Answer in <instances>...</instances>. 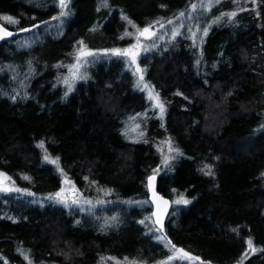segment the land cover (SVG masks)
I'll list each match as a JSON object with an SVG mask.
<instances>
[{
	"label": "trees",
	"instance_id": "1",
	"mask_svg": "<svg viewBox=\"0 0 264 264\" xmlns=\"http://www.w3.org/2000/svg\"><path fill=\"white\" fill-rule=\"evenodd\" d=\"M193 1L69 0L63 17L56 0H0L18 32L0 41V264H159L173 245L193 264H264V0H221L207 34L140 57L163 115L121 55L65 83L78 50L128 46ZM151 174L171 200L164 233ZM65 179L88 207L53 198Z\"/></svg>",
	"mask_w": 264,
	"mask_h": 264
},
{
	"label": "rangeland",
	"instance_id": "2",
	"mask_svg": "<svg viewBox=\"0 0 264 264\" xmlns=\"http://www.w3.org/2000/svg\"><path fill=\"white\" fill-rule=\"evenodd\" d=\"M58 6L59 5V0H56ZM221 0H212V6L209 8V0H194L184 11V15L181 16L180 14L177 15L176 17L162 22L159 25H157L156 27L150 28V31L155 32L156 35L152 36L150 39H145L144 37L140 38L139 41V47L136 49H132L133 51H137L139 54L136 57L135 62L133 63L131 58L129 56H123L125 57V59H127V61L129 62V65L133 71V73L136 75V78L140 84V86L142 88H144L145 91H147V94L149 96V92H152L153 96H155V92L152 90V88L146 83V81L140 80V72H137L136 69L137 67H139V69L142 70L140 64H139V59L140 57L152 50L153 48H155L157 46V44L161 43V42H167L168 40H171L172 38H174L175 36H173V33L175 32H182L184 30L190 31L192 32V34L196 33L201 34L203 32H205V29L207 30V25L206 23L203 22V19H206L207 17V13L209 12V10L215 6L217 3H220ZM238 1V0H236ZM195 4L197 7L195 8V10H193L192 5ZM61 12H65L67 13V8H60V12L59 15L61 14ZM182 13V12H181ZM63 17L65 15H62ZM62 20V19H61ZM60 20V17H58L55 20H52L51 23L53 24H49L47 25L45 31H54L57 27H59L60 23L62 22ZM169 21H171V23H169ZM161 25H163L161 27ZM148 27V26H147ZM145 28V27H143ZM140 28V29H143ZM137 29L134 32H129L127 31L126 33H132V35H125L124 33V37L125 38H130V42L128 46H125L123 48H116V49H130L132 48V45L137 44V35L138 33L136 32ZM194 34V35H196ZM39 34L34 35L33 37L30 38V40L34 38H38ZM21 44H26V38L23 37L20 41ZM113 50V49H112ZM80 50H78L75 53L74 59L71 62V64L69 65V71L67 74V79L69 84L73 83L75 80L79 79L77 77H82L83 74L85 73V68L92 64L93 62H95L96 60L102 59L104 57L109 56L110 54H113L111 50H95V49H89V48H83L84 52H91L93 53V55H87V56H80ZM122 56V55H121ZM78 57L79 60H78ZM74 65H79L78 69L74 68ZM73 72L76 73V77L73 76ZM143 75V72H142ZM144 85H148L147 88L144 87ZM154 105H157V102L155 99H151ZM160 101V100H159ZM158 107V106H157ZM249 146H251L249 144ZM4 176H0V178H3ZM4 179V178H3ZM74 183H72L71 181L65 179V182L63 183L62 188L60 189V191L58 193H61V197H59V199L65 203L68 206H75L78 208H84V207H88L87 205L90 204H86L83 201H81L78 198V194L76 193V189L73 185ZM9 186L7 183H2L0 184V190H6L8 191ZM77 200L79 201V203H74L73 201ZM86 204V205H85ZM150 217H151V221H152V216H151V212H150ZM153 223V222H152ZM176 249H179L177 247H175V249L173 248V250L171 251L170 255H168L161 263L159 264H183V263H187V264H193L195 263V260H189V259H181L180 256L182 254L178 253L176 251ZM171 258V259H170Z\"/></svg>",
	"mask_w": 264,
	"mask_h": 264
},
{
	"label": "snow or ice",
	"instance_id": "3",
	"mask_svg": "<svg viewBox=\"0 0 264 264\" xmlns=\"http://www.w3.org/2000/svg\"><path fill=\"white\" fill-rule=\"evenodd\" d=\"M217 2H218V0H217ZM68 3H69V0H59V5H60V7H61L62 9H63V8H67ZM105 6H106V0H105ZM211 6H212V0H209V5H208V7L210 8ZM196 7H197V6H196L195 4L192 5L193 10H195ZM66 14H67V13H65V12H61V15H66ZM180 15L183 16L184 13L182 12V13H180ZM226 15L235 16L236 13L233 12V13L226 14ZM2 19H3L4 21H7L8 23H11V24H16V23H18V21H16L14 18L9 17V16H4ZM124 19H127V17H124ZM218 19H219V18H218ZM129 23L131 24L132 21H129ZM157 23H159V22H157ZM169 23H171V21H169ZM133 26L135 27V25H133ZM162 26H163V25H161V27H162ZM151 27H152V26L149 25L148 27H145V28H143V29H139V28L137 29V33H138V35H137V37H136V39H137V44L132 45V48H130V49H124V50H121V49H113V50H111L112 53H113L114 55H118V56H120V55H122V56H129V57L131 58L132 62L134 63L135 60H136V57H137V55H138L139 53H138L137 51H133L132 49H136V48H138V47L140 46V45H139L140 38H141V37H144L145 39H150L152 36H155V35H156L155 32L150 31V28H151ZM22 30H26V29H22ZM0 33H2V35H0V38H3V36H11V35H13L12 32L7 31V29H6V28H3L2 26H0ZM178 34H179L178 32H175V33H173V36L178 35ZM205 34H207V30H206V29H205ZM125 35H129V36H130V35H132V33H125ZM193 35H194V34H193ZM82 43H83V42H81V44H82ZM87 55H93V53H91V52H84L83 49H81V51H80V56H87ZM79 58H80V57H78V60H79ZM73 67L78 69L79 65H74ZM136 71L141 73V75H140V80L142 81V80H143V75H142V71H143V70H141V69H139V67H137ZM73 76L76 77V73H75V72H73ZM77 78H80V77H77ZM65 83H68V80H65ZM144 87L147 88L148 85H144ZM69 90H70V89H69ZM149 98H150V99H155V100H156V102H157V105H156V106L159 107L160 112H161V115H163V112H164V106H163V104L160 103V101H159V95L156 94L155 96H153L152 92H149ZM168 143H169V151H173L174 149L171 147V143H170V141H169ZM39 146H40L41 148H43V147H44V142L41 141ZM175 151H179V150H178V149H175ZM45 159L47 160L48 157L45 156ZM167 160H168V158L165 157V164L167 163ZM51 162L54 163V164H55V163H58V158H57V160H52ZM206 167H208V166H206ZM207 174H208V175H212V172H211V171H208ZM3 175H4V174L0 173V176H3ZM154 181H155V175L148 177V186H149L150 188L153 189V198L156 199V200H162V199H163L162 197H158V196L155 194V191H154ZM56 197H61V193H56V194H55V197H53V198H56ZM73 202H74V203H79V201H77V200H74ZM87 202H88V203H91L90 201H87ZM167 203H168V201H164V204H165V205H167ZM175 203H177V204H181V203H183V204H188L189 201H188V200H185V199L183 198V196H181L180 199H178V200L175 201ZM157 222L161 224V228H162V226H163V225H162V219H158ZM141 223H143V221H141ZM169 243H171V242L169 241ZM247 246H248V248H249L252 252H256V251H258V249H256V248L253 246V242H252L251 239H249V240L247 241ZM172 247L175 249V245H173ZM176 251H177L178 253L182 254V255L180 256L181 259H189V260H199V259H200L199 257H193V256H191L190 253L185 252L183 249H176ZM245 256H247V253H245ZM25 258L27 259V257H25ZM170 259H171V258H170ZM29 264H31L30 261H29Z\"/></svg>",
	"mask_w": 264,
	"mask_h": 264
},
{
	"label": "water",
	"instance_id": "4",
	"mask_svg": "<svg viewBox=\"0 0 264 264\" xmlns=\"http://www.w3.org/2000/svg\"><path fill=\"white\" fill-rule=\"evenodd\" d=\"M0 26H2L3 28H6L7 31L12 32L13 35L11 36H3V38H0V41L8 38V37H14L18 34L17 31L12 30L10 28H7L6 26H4L3 24L0 23ZM0 35H2V33H0ZM155 175V181H154V191L155 194L158 197H162V200H156L153 198V189L150 188L148 186V181H147V190H148V200L151 204V216H152V220L153 223L155 225V227L162 233L165 232V226H166V220L168 218L169 212H170V208H171V200L169 197L163 195L158 189H157V184H156V179L157 176L156 174H151L150 176ZM149 176V177H150ZM3 182V179L0 178V184ZM164 201H168L167 205L164 204ZM158 219H162V228H161V224L157 222Z\"/></svg>",
	"mask_w": 264,
	"mask_h": 264
}]
</instances>
